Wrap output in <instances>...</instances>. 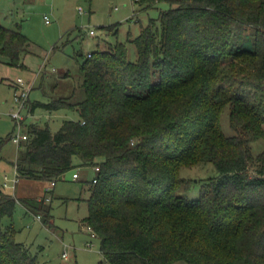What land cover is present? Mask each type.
I'll list each match as a JSON object with an SVG mask.
<instances>
[{
	"label": "trees",
	"instance_id": "trees-1",
	"mask_svg": "<svg viewBox=\"0 0 264 264\" xmlns=\"http://www.w3.org/2000/svg\"><path fill=\"white\" fill-rule=\"evenodd\" d=\"M134 1L169 6L128 38L135 60L122 41L87 54L81 99H28L32 109L70 108L80 117L57 130L29 124L12 160L17 174L56 182L78 165H99L83 220L105 263L264 264V149L251 146L264 137V0ZM29 46L0 18V62L26 67ZM201 161L218 174L198 197L182 195L191 180L181 167ZM18 200L0 178V264H40L3 222ZM22 201L54 224L44 198Z\"/></svg>",
	"mask_w": 264,
	"mask_h": 264
},
{
	"label": "rangeland",
	"instance_id": "rangeland-1",
	"mask_svg": "<svg viewBox=\"0 0 264 264\" xmlns=\"http://www.w3.org/2000/svg\"><path fill=\"white\" fill-rule=\"evenodd\" d=\"M168 6L167 1L144 8L134 0H0L1 22L20 28L30 39V52L24 58L26 67L0 62V178L4 190L19 198L14 214L5 216L3 222L13 224L16 239L37 254L40 264L105 263L99 236L83 220L89 212V187L97 170L93 165H78L58 178L49 192L46 188L51 180L18 176L12 160L22 146L10 138L19 130L11 115L17 108L16 80L22 77L24 86L30 87V102L71 94L72 99H81V64L88 52L105 47L106 42L122 41L128 47L129 57L135 60L137 48L128 38L138 35L151 17L157 18L160 10ZM22 114L25 118L21 131L31 123L57 130L64 119L80 117L74 109H32L31 103ZM221 121L224 132L233 134L229 108ZM251 146L255 154L261 152L264 137L252 141ZM74 172L79 174L78 178L73 177ZM180 174L191 180V186L179 192L195 198L202 182L217 175L218 169L212 161H201L181 167ZM46 196L50 199L46 200ZM40 197L52 206L53 225L46 224L37 211H28L22 201H37ZM173 264L188 263L179 259Z\"/></svg>",
	"mask_w": 264,
	"mask_h": 264
},
{
	"label": "built area",
	"instance_id": "built-area-1",
	"mask_svg": "<svg viewBox=\"0 0 264 264\" xmlns=\"http://www.w3.org/2000/svg\"><path fill=\"white\" fill-rule=\"evenodd\" d=\"M45 18H46V21H48L49 19L47 18V15H45ZM90 33H95V31L93 29L90 30ZM89 55L91 54V52L88 53ZM16 84H17V87H16V91H15V94H14V97H15V100L17 102V108L16 110H14L11 115L12 117L15 119L16 121V125L19 127V130L18 132H13L10 136V138L17 144H21L23 140H25L28 135L25 131H21V128L23 126V122H24V116L22 114V110L24 107L27 106V104L29 103L28 102V99H29V89L30 87H25L24 86V80L22 77H18L17 80H16ZM95 169L96 170H99L100 167L99 165H96L95 166ZM79 174L77 172H74L73 173V177L74 178H78ZM97 180V177L95 176L93 178V182H95ZM55 184V179L51 180V185L48 186L46 188V191L49 192L52 190V185ZM41 199V198H40ZM46 200H49L50 199V196H46L45 198ZM38 217H41L40 214L37 215ZM91 228V227H90ZM92 229V228H91ZM64 255H66V253L64 252ZM105 264H111L109 262L105 263Z\"/></svg>",
	"mask_w": 264,
	"mask_h": 264
},
{
	"label": "crops",
	"instance_id": "crops-1",
	"mask_svg": "<svg viewBox=\"0 0 264 264\" xmlns=\"http://www.w3.org/2000/svg\"><path fill=\"white\" fill-rule=\"evenodd\" d=\"M29 53V52H28ZM28 53H26L25 55H24V57H23V61H24V58H25V56L28 54ZM25 63V62H24ZM27 65V64H26ZM32 108V107H31ZM79 177V176H78ZM41 198V197H40ZM39 198V199H40ZM27 208V207H26ZM28 209V208H27ZM28 211H31L30 209H28ZM32 212V211H31Z\"/></svg>",
	"mask_w": 264,
	"mask_h": 264
}]
</instances>
